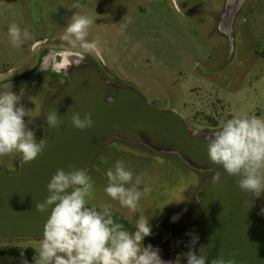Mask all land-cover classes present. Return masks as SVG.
Instances as JSON below:
<instances>
[{"label":"rangeland","instance_id":"rangeland-1","mask_svg":"<svg viewBox=\"0 0 264 264\" xmlns=\"http://www.w3.org/2000/svg\"><path fill=\"white\" fill-rule=\"evenodd\" d=\"M226 1L0 0V86L11 85L21 97L20 104L31 110L24 120L39 140L45 103L60 87H44L32 94L11 82L36 68L42 54L39 42L44 41V49H70L90 56L114 81L135 88L160 109L174 110L199 133L213 132L233 117L264 118V0H245L225 32L220 20ZM76 13L93 20L87 39L99 41L96 49L85 52L61 39ZM12 23L30 34L20 47L10 42ZM121 24L126 25L123 30ZM20 160L19 154L0 157V169L15 173ZM117 161L132 170L133 184L141 177L137 188L142 195L135 209L122 206L104 191L106 172ZM223 171L201 173L177 155L114 139L87 171L94 191L86 206L107 208L114 221L133 234L137 220L148 219L151 235L144 237L141 247L154 246L168 236L170 218L183 225L201 218L196 193ZM255 209L264 220V191L256 195ZM40 243L11 240L0 246L24 245L39 251ZM0 264L24 261L4 256ZM172 264H187L186 256L175 253Z\"/></svg>","mask_w":264,"mask_h":264},{"label":"water","instance_id":"water-1","mask_svg":"<svg viewBox=\"0 0 264 264\" xmlns=\"http://www.w3.org/2000/svg\"><path fill=\"white\" fill-rule=\"evenodd\" d=\"M244 1H226L222 18L225 32ZM109 97H113L112 103ZM53 108L63 121L56 129L48 128L46 121ZM73 112L81 117L91 113L93 127H69ZM211 133H199L174 110L158 108L135 88L105 77L94 66L85 63L77 67L73 63L67 71V82L44 108V153L31 163L20 161L15 173L0 169V242L41 240L50 212L41 214L35 204L47 197L51 175L58 168L67 171L68 165L88 171L112 140L177 155L190 168L209 173L221 167L209 162L204 137ZM236 179L223 172L198 189L201 218L193 225L172 222L168 236L152 246L158 249L161 260L172 264L175 253L185 255L191 249L199 255L201 246L211 244L214 246L208 248L206 264H211L218 253L226 258L235 253L236 264H264V220L255 209L256 194L240 191ZM67 191L70 194L72 189ZM193 235L199 237L195 245L191 244Z\"/></svg>","mask_w":264,"mask_h":264},{"label":"clouds","instance_id":"clouds-1","mask_svg":"<svg viewBox=\"0 0 264 264\" xmlns=\"http://www.w3.org/2000/svg\"><path fill=\"white\" fill-rule=\"evenodd\" d=\"M73 8L78 4H73ZM93 20L74 14L65 27L61 39L71 46H79L85 52L98 47L99 41H89L88 29ZM123 30L126 25L121 24ZM8 36L13 47H20L30 38L16 24L8 27ZM11 85L0 86V157L19 154L21 163H31L42 155L47 147L44 138L37 140L24 117L30 118L31 110L20 104V95L11 91ZM113 97H109V103ZM48 128L56 129L62 124L56 108L46 116ZM91 113L73 112L68 120L71 128L85 130L93 127ZM207 143L209 162L220 165L227 175L237 177L236 184L244 193L257 196L264 191V118L256 115L233 117L222 121L204 137ZM108 184L105 193L127 208L135 209L141 198L137 186L141 177L135 178L124 161H117L106 172ZM131 184V187L126 185ZM72 189L71 193L67 191ZM93 181L87 170L68 165V170L58 168L47 184V197L35 204L41 214L50 212L44 227L36 264H166L152 245L141 247L144 237L151 235L148 219L137 220L135 233H129L116 223L107 208L102 211L88 207L87 199L93 195ZM199 237L193 235L191 244ZM201 246L199 255L193 250L185 253L187 264H206L208 248ZM235 253L226 258L223 253L211 260V264H236ZM27 264V261L24 262Z\"/></svg>","mask_w":264,"mask_h":264},{"label":"flooded vegetation","instance_id":"flooded-vegetation-1","mask_svg":"<svg viewBox=\"0 0 264 264\" xmlns=\"http://www.w3.org/2000/svg\"><path fill=\"white\" fill-rule=\"evenodd\" d=\"M222 18L223 16L221 17V20H220L221 26L223 24ZM43 44H44V41L39 42V48H40V51H42L41 52L42 54L40 56V59H39V62L36 68L32 70V72L29 73V75L18 78V79H13V81L11 82L13 84H18V86H23V88L25 89V92L32 93V94L35 92L34 94H36L37 91H41L44 87L48 89L54 85L56 86V88L60 87L57 90L59 91L67 82V71L70 67H72L73 63L77 67L85 63L90 64L94 66L95 68H97L105 77H108L111 80H113V78L111 77L112 75L108 74L106 72L107 70L103 68V66H100L96 62L95 59L91 58L90 56H87L86 54H83L81 51L70 50V49L69 50L68 49L59 50V49H53L51 47L44 49ZM5 84L6 83H4L3 85ZM19 163L15 164L16 169L19 168ZM173 221L174 220H171L170 218L169 227H171V224ZM169 231H170V228H169Z\"/></svg>","mask_w":264,"mask_h":264},{"label":"trees","instance_id":"trees-1","mask_svg":"<svg viewBox=\"0 0 264 264\" xmlns=\"http://www.w3.org/2000/svg\"><path fill=\"white\" fill-rule=\"evenodd\" d=\"M213 126L215 127L216 125L214 124ZM220 168L222 167H219L217 169ZM37 252L38 251L31 246H24V245L0 246V257H4V256L16 257L24 262L27 261V263H33L36 261L35 258L38 256Z\"/></svg>","mask_w":264,"mask_h":264}]
</instances>
